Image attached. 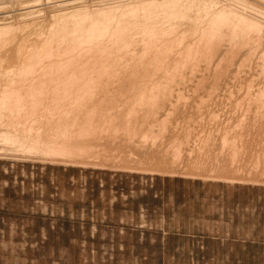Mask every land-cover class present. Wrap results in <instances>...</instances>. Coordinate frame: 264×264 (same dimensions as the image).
<instances>
[{
  "label": "rangeland",
  "instance_id": "obj_1",
  "mask_svg": "<svg viewBox=\"0 0 264 264\" xmlns=\"http://www.w3.org/2000/svg\"><path fill=\"white\" fill-rule=\"evenodd\" d=\"M31 1L0 0V25L35 18H10ZM183 1L205 25L198 0ZM209 2L208 14L254 27L226 38L209 69L205 53L186 59L208 70L197 84L146 90L145 71L160 68L139 46L114 47L94 68L87 48L52 65L24 57L22 42L18 59L0 53V264H264V0Z\"/></svg>",
  "mask_w": 264,
  "mask_h": 264
},
{
  "label": "bare ground",
  "instance_id": "obj_2",
  "mask_svg": "<svg viewBox=\"0 0 264 264\" xmlns=\"http://www.w3.org/2000/svg\"><path fill=\"white\" fill-rule=\"evenodd\" d=\"M36 1L37 2L34 4L31 1V2L26 3V6L21 7V8H17L16 12L14 11V14L11 13L12 16H10V18H11V17L26 16V15H29V16L36 15L35 18H30L28 20L25 19V21L21 22L20 24H15L16 26L13 24L14 22L9 24L8 26H6L4 24L3 25L4 27L2 25H0V53L5 58V62H8L6 60V58L9 59L13 53L16 56V53H18V51H20L19 47H21V45H23L25 47V50H24L25 53L22 52L24 54V57L28 56V58H29V56H31V54H35V57L37 58L35 61H39V63H42V62L46 63V61H48L47 62L48 64L50 63L49 61L53 62V61L60 60L61 58L59 59V57H63L62 53H67V52L71 53L69 51L75 52V53H72V55L74 57L78 51L80 53L82 48H83L82 51L88 52L86 50V48H87L88 50H91L93 52L94 57L91 60V63H92L93 60L94 61H107L105 58L109 57L108 54L110 52H113L114 47H117V49H118L120 46L124 45V46H126L125 47V49H126V48H130V46H134L135 48H136V46H139L141 48V50L144 51L143 52L140 50L142 52V54L145 53L146 51H148V52L153 51L154 52V54H149L150 53L149 52L148 54L152 55V57L147 55V57H149L147 59L151 60L154 66H156V67L158 66L157 68H160V72L155 73L156 71L153 70V72H152L150 70L151 71L150 73H146V71H145L144 76H142V78H144V81L142 80L144 83L143 82L142 83L144 84V86H146L145 89L146 90L148 89L150 92L151 91L157 92L159 90H164L166 87H170V85H173L174 83H176V84L178 82L184 83V81H186L187 79H190L189 82H193V83L196 82V84H197V82H199V83L202 82L205 78L203 76L204 72H206V70L209 69L208 68L209 64H210L209 58H211L215 54V52L218 51L219 48L225 47L226 44H224V43L227 42V41H225V39L228 38V43H229V39H230V42H233V38L235 37V39H236V36H239L238 32H240V33L247 32L249 29H252L251 26L254 27L253 24H251V25L248 24L247 26L246 25L243 26L239 23H236L235 25L233 24L232 26L227 24V21H228L227 19L229 18L228 15L230 14L229 10H227V9L217 10V12H210L208 14L207 12L210 11V8L212 7V4H211L212 2H209L210 0L209 1L198 0V1H193V3H192V4H199L201 6L203 19L206 21L205 25H201V23L203 21L199 17V14H200L199 11H196V13L194 15H191V12H192L191 3L189 6H187L188 2L183 1V0H144V1L142 0V2L138 1V3L134 2L132 4H129V3H131V2H129L128 3L129 6L127 4L126 5L124 4V6L122 7L119 4L115 5L113 3L114 5H112V6L111 5H109L107 7H101L100 6V7H96V8L95 7L93 8V6L91 4H88V3H86V5L88 4L91 6L85 7L82 5L83 3L85 4V2H87L88 0H46V1H42V2H41V0H36ZM27 5H29V6H27ZM80 5H82L83 7L82 8L79 7ZM46 10H48V12ZM43 11H46V12L43 13ZM10 18H8V19H10ZM169 20H171V22H169ZM240 20H242V19H240ZM177 21H182V22L187 23L188 25H191V29L194 30L193 35L191 36L192 33L189 32L188 29L185 30L184 26L180 25L181 23H179ZM179 25H180V27H179ZM181 26H183V27L181 28ZM239 37L242 38V36H239ZM222 40H224V41H222ZM20 43H21V45H19ZM17 44H18L17 47L19 49H17V47H16ZM124 46H123V48H124ZM14 47H16V50ZM123 48H121V49H123ZM124 51H126V50H124ZM122 52H123V50H122ZM79 53L77 54L78 56L80 55ZM118 53H119V51H118ZM199 53H200V55H201V53H205L207 55L206 56V60H207V66L206 67H207V69L204 66L199 67V62L191 63L189 60H186V59H189L191 57L196 56ZM84 54H86V53H84ZM104 54H106V56ZM121 54L118 55L120 58H121ZM146 54L147 53H145V55ZM102 55H104L105 57L103 58ZM134 55H135V53H134ZM140 55H141V53H140ZM17 56H16V58L18 59ZM69 56L72 57L71 54ZM78 56H75V57H77V60H78ZM85 56H83V57H85ZM90 56H91V54L89 55V57ZM122 56H124V55H122ZM64 57H66V56H64ZM127 57H129V56H127ZM32 59H34V57H32ZM66 59H67V57H66ZM111 59H112V57H111ZM28 60L30 61V59H28ZM62 60H65V59L62 58ZM69 60L71 62V59H69ZM74 60H75V58H74ZM115 60H116V58H115ZM133 60H134V58H133ZM141 60L142 59H140V61ZM144 60L146 61L145 58H144ZM14 61H16V60H14ZM20 61H25V60L21 59ZM66 61H63V62H65V65H66ZM79 61H81V60L79 59ZM89 61H90V59H89ZM89 61H87V62H89ZM94 61H93L94 64H92L93 65L92 68H94L95 63H96ZM128 61L132 62L131 60H128ZM2 62H4V61H2ZM75 62H78V61H75ZM83 62H81V63L83 64ZM117 62L120 63V61H117ZM143 62L144 61L142 60V62H141L142 65H143ZM171 62L174 63L173 67L168 66L169 63H171ZM39 63H37V65ZM109 63H110V61H109ZM136 63H137V61H136ZM112 64H113V62L111 63V65ZM121 64H123V63H121ZM32 65H35V64L33 63ZM84 65H86V64L84 63ZM128 65L130 66V63L129 64L127 63V65L125 64V67L122 65L121 66H122V68L123 67L127 68ZM132 65H133V63H132ZM140 65H138V66H140ZM10 66L11 65H9V67ZM12 66H14V65H12ZM97 66L98 65H96L95 67H97ZM121 66H118V67L121 68ZM138 66L136 65L134 67H138ZM35 67H36V65H35ZM114 67H115V64H114ZM36 68H38V67H36ZM132 68H129V69L131 70ZM138 68H140V67H138ZM88 69L91 70V68H88ZM129 69H127V70H129ZM65 70H67V69L65 68ZM123 70L126 71V69H123ZM40 71H42V70H40ZM40 71H38V72H40ZM86 71H89V70H86ZM141 71H142V69H141ZM83 72H85V71H83ZM90 72H88V73L90 74ZM121 72H123V71H121ZM124 73L126 74V76L124 74V77L126 78L127 75H129V74L127 71ZM35 74H39V73L36 72ZM121 74H122L121 76L123 77V73H121ZM137 74L139 76H141L139 73H137ZM91 76H92V74H91ZM121 76H119V77L121 78ZM130 77L134 78L135 77L134 73ZM86 78H87V76H86ZM88 78H90V80L92 81L90 76ZM98 79H99V77L97 78V80ZM103 81H105V80H103ZM93 82L96 83V81H93ZM93 82H92V84H93ZM100 82L102 83V81H100ZM59 83H60V81H59ZM142 83H139V84L142 85ZM92 84L90 83L89 85H92ZM103 84H105V82H103ZM96 86L98 87V85H96ZM174 86H176V85H174ZM99 87L100 88L102 87L101 84ZM107 88L109 89L110 87H107ZM135 88L137 89V87H135ZM109 90H111V89H109ZM99 91H100V89H99ZM33 92L35 93L36 91L34 90ZM101 92H99V93H101ZM108 92L111 93L110 91H108ZM91 93L92 92H90V94ZM86 94H88V93H86ZM93 94H94V92H93ZM96 94L99 95L97 93V91H96ZM140 94H144V92L140 93ZM89 95H87V96L89 97ZM97 95L93 96L92 98L95 97V99H96ZM138 95L136 94V96H138ZM153 95H156V94L154 93ZM84 96H86V95H84ZM84 96L81 95L82 98ZM99 96H101V94ZM109 96H111V95H109ZM88 97H86L87 100L90 99V97L89 98ZM101 97L103 98V96H101ZM101 97H99V98H101ZM142 97H144V96L142 95ZM30 98H31V100H35L32 97H30ZM77 98H78V100L80 99L79 95ZM102 98H101V100L103 101L104 98L103 99ZM86 99L85 98H84V100L82 99L84 101V105H85ZM105 99H104V101H105ZM43 100H44V98H43ZM148 100H150V99H148ZM156 100H157V98H156ZM80 101H81V99H80ZM80 101H78V102H80ZM90 101H92V102H90ZM104 101L102 103H104ZM106 101H108V100H106ZM88 102L89 103H87V105H90L91 103L96 104V102H94L93 100H88ZM144 102H145V100H144ZM113 104L115 105V103H112V105ZM68 105L69 104H67V106H65V107L68 108ZM81 105H82V102H81ZM99 105H100V103H99ZM39 106H40V104H39ZM102 106H101V108H102ZM153 106H155V105L153 104ZM45 107L47 108V106L44 105V110H45ZM60 107H62V106H60ZM70 107L71 106H69V108ZM86 107L89 108L90 106H86ZM96 107H97V105H96ZM104 107L106 108V106H104ZM108 107L110 108V105ZM51 108H52V106H50V110H52ZM82 108H83V106H82ZM105 108H102V109L104 110ZM113 108H114V106H112V109ZM155 108L157 109V104H156ZM112 109L110 108L108 110V108H107L106 111H109L111 113L110 110H112ZM147 109H149V108L147 107ZM46 110L48 111V108ZM65 110H67V109H65ZM58 112H60V111H58ZM102 113H104V111ZM155 113H156V111H155ZM108 114L106 112V116H108ZM111 115H112V118H114L113 115L115 116L117 114H111ZM99 117H101V116L99 115ZM115 117L121 118L120 115L115 116ZM130 117H129V119H130ZM103 118L104 117L102 116V118H101L102 121L103 120L105 121L106 119H103ZM106 118L108 119L107 121H109V122H110V120H112V119H110L111 117H106ZM120 118L118 119L119 121L121 120ZM99 119H98V121H97V119H95L96 123L100 121ZM115 120H117V119H115ZM123 120L126 121L125 117ZM91 121H92V119H91ZM112 122L114 123V121H111L110 123H112ZM127 122H128V120H127ZM92 123H94V121ZM105 123L107 125L108 122L105 121ZM89 124H90V122H89ZM98 124H101V123L99 122ZM115 124H117V123L115 122ZM118 124H119V122H118ZM122 124H123V122H122ZM42 125L46 126V124H42ZM49 125H50V123H49ZM49 148L52 150H55L56 146L54 144H52Z\"/></svg>",
  "mask_w": 264,
  "mask_h": 264
}]
</instances>
